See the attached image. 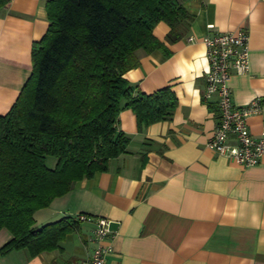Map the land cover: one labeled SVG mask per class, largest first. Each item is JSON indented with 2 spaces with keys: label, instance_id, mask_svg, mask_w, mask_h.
Instances as JSON below:
<instances>
[{
  "label": "crops",
  "instance_id": "obj_1",
  "mask_svg": "<svg viewBox=\"0 0 264 264\" xmlns=\"http://www.w3.org/2000/svg\"><path fill=\"white\" fill-rule=\"evenodd\" d=\"M48 0H8L0 7V115L8 112L32 71L31 47L48 27ZM194 15L186 34L160 51H135L139 63L124 77L144 93L169 86L177 104L168 120L138 130L124 109L118 129L130 137L108 169L76 181L70 191L34 213L35 226L83 213L109 220L106 264H264V159L242 166L207 146L218 110L205 100L206 48L201 38L244 28L249 67L230 81L232 102L264 98V0H177ZM211 25L212 27H209ZM169 26L153 34L164 41ZM195 38L194 41L188 40ZM259 136L264 102L247 117ZM93 222L81 221L60 249L31 256L0 255V264H81L95 246ZM11 238L0 229V248Z\"/></svg>",
  "mask_w": 264,
  "mask_h": 264
},
{
  "label": "trees",
  "instance_id": "obj_2",
  "mask_svg": "<svg viewBox=\"0 0 264 264\" xmlns=\"http://www.w3.org/2000/svg\"><path fill=\"white\" fill-rule=\"evenodd\" d=\"M45 7L48 27L32 44L31 74L0 115V229L11 234L0 255L60 249L78 229L74 217L36 227L34 213L126 152L122 110L134 113L139 131L171 117L177 98L169 86L147 94L124 73L138 65V49L169 57L165 41L180 40L194 19L177 0H48ZM159 21L169 26L164 41L153 34Z\"/></svg>",
  "mask_w": 264,
  "mask_h": 264
},
{
  "label": "built area",
  "instance_id": "obj_3",
  "mask_svg": "<svg viewBox=\"0 0 264 264\" xmlns=\"http://www.w3.org/2000/svg\"><path fill=\"white\" fill-rule=\"evenodd\" d=\"M209 27H212L209 25ZM194 41L195 38L189 37ZM206 48L207 69L204 72L203 98L214 100L218 110L217 125L207 140L216 154L232 159L242 166H253L264 159V124L259 136L248 131L247 117L259 111L264 98H255L245 105L232 102L229 81L234 74H244L249 67L248 33L244 28L215 32L201 38ZM77 220L93 222L92 240L95 246L81 264H106L111 233L109 220L92 218L83 213Z\"/></svg>",
  "mask_w": 264,
  "mask_h": 264
},
{
  "label": "rangeland",
  "instance_id": "obj_4",
  "mask_svg": "<svg viewBox=\"0 0 264 264\" xmlns=\"http://www.w3.org/2000/svg\"><path fill=\"white\" fill-rule=\"evenodd\" d=\"M46 164L48 167H52L55 164V158L53 157H48L46 160Z\"/></svg>",
  "mask_w": 264,
  "mask_h": 264
}]
</instances>
